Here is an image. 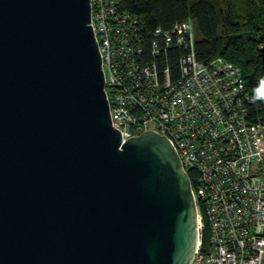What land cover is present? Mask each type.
Here are the masks:
<instances>
[{"label":"water","instance_id":"water-1","mask_svg":"<svg viewBox=\"0 0 264 264\" xmlns=\"http://www.w3.org/2000/svg\"><path fill=\"white\" fill-rule=\"evenodd\" d=\"M188 175L111 123L89 0H0V264H189Z\"/></svg>","mask_w":264,"mask_h":264},{"label":"built area","instance_id":"built-area-1","mask_svg":"<svg viewBox=\"0 0 264 264\" xmlns=\"http://www.w3.org/2000/svg\"><path fill=\"white\" fill-rule=\"evenodd\" d=\"M89 2L114 128L122 139L164 135L193 173L197 244L189 264H264V99L251 120L239 67L221 56L198 60L191 18L146 31L123 0Z\"/></svg>","mask_w":264,"mask_h":264},{"label":"trees","instance_id":"trees-1","mask_svg":"<svg viewBox=\"0 0 264 264\" xmlns=\"http://www.w3.org/2000/svg\"><path fill=\"white\" fill-rule=\"evenodd\" d=\"M123 6L142 17L146 31L191 18L198 60L221 56L238 66L250 96L251 120L261 114L257 96L264 82V0H123ZM188 177L193 181L192 172ZM202 244H208L206 228Z\"/></svg>","mask_w":264,"mask_h":264},{"label":"clouds","instance_id":"clouds-1","mask_svg":"<svg viewBox=\"0 0 264 264\" xmlns=\"http://www.w3.org/2000/svg\"><path fill=\"white\" fill-rule=\"evenodd\" d=\"M257 98L258 99H264V95H258Z\"/></svg>","mask_w":264,"mask_h":264},{"label":"rangeland","instance_id":"rangeland-1","mask_svg":"<svg viewBox=\"0 0 264 264\" xmlns=\"http://www.w3.org/2000/svg\"><path fill=\"white\" fill-rule=\"evenodd\" d=\"M195 31H196V28H195Z\"/></svg>","mask_w":264,"mask_h":264}]
</instances>
